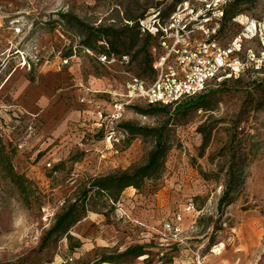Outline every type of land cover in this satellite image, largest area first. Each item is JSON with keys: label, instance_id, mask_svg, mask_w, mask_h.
<instances>
[{"label": "rangeland", "instance_id": "1", "mask_svg": "<svg viewBox=\"0 0 264 264\" xmlns=\"http://www.w3.org/2000/svg\"><path fill=\"white\" fill-rule=\"evenodd\" d=\"M177 1L0 0V264H264V71L211 83L204 99L178 110L134 103L110 121L128 78L118 65L99 64L82 32L60 18L113 27L116 37L104 43L132 56L124 71L152 78L142 72L147 50L137 55L147 36L128 49L122 27L156 8L166 15ZM234 8L264 18V0ZM241 30L227 20L220 44ZM250 48L264 51L246 42L238 58ZM125 122L161 134L168 147L161 177L124 190L117 207L96 190L81 202L91 178L146 162L155 138L130 135ZM233 173L239 188L219 207ZM18 176L31 183L26 193ZM195 197L201 211L186 212ZM75 201L82 219L46 238ZM179 212L183 234L173 244L163 226ZM135 245H146V254L102 262ZM162 246L169 257L160 256Z\"/></svg>", "mask_w": 264, "mask_h": 264}, {"label": "built area", "instance_id": "2", "mask_svg": "<svg viewBox=\"0 0 264 264\" xmlns=\"http://www.w3.org/2000/svg\"><path fill=\"white\" fill-rule=\"evenodd\" d=\"M232 1L181 0L164 19L160 17L159 9L151 10L139 24L143 33L154 38L150 46L152 78H140L124 71L131 64L129 54H96L86 49L108 69L118 65L120 73L128 78L124 83V93L118 94L120 100L114 103L110 121L118 120L125 108L134 103L174 108L183 100L206 92L211 83L238 78L249 71L263 72L264 51L250 48L246 50L244 59L238 56L246 42L256 41L264 47V18L256 20L244 14L235 15L231 20L242 30L226 46L220 44L224 10ZM193 206L190 203L185 211L194 210ZM44 213L46 217L52 216L49 208ZM183 218L179 212L163 226V237L168 235L173 244L180 242ZM161 248L159 253L163 257L166 250L163 246Z\"/></svg>", "mask_w": 264, "mask_h": 264}, {"label": "trees", "instance_id": "3", "mask_svg": "<svg viewBox=\"0 0 264 264\" xmlns=\"http://www.w3.org/2000/svg\"><path fill=\"white\" fill-rule=\"evenodd\" d=\"M181 0H178L177 3H179ZM254 0H233L231 3L227 5V7L224 10L225 17H224V23L227 20H231L235 15L238 14L234 9L237 5H243V4H250L253 3ZM173 7V9H174ZM160 11V17L166 18L169 16V14L172 12H168L166 15L161 12V9L158 8ZM154 10H157L154 9ZM142 14L139 17L133 18L132 16L126 17V20L128 21L125 25L122 27V36H126L125 38L129 41V44L126 45L125 41H123V45L126 48H133L137 45L138 41L142 36H147L146 42L140 47V49L137 51V55L140 53H143L147 50L146 57L144 59V65L142 68L143 73H150L152 77L154 76V71L152 69V57L150 54V46L153 44L154 38L149 33H143L140 29V21L145 19L148 13ZM60 18L62 20L68 21L71 23L72 28L78 29L82 32V34L85 36L82 45L84 48L94 51L96 54H114L116 56L129 54V53H120V51H117L113 45H111V48L108 47L107 43H104L105 38L109 37H116L117 33L114 30L113 27L109 26H99L97 28L90 27L85 22L81 21L77 17H71L69 19L68 14H60ZM136 21L131 25L132 22ZM150 42V43H149ZM102 43V44H101ZM100 44V46H107V49H103L102 51L96 52L94 50V45ZM103 48V47H102ZM147 48V49H146ZM130 55V54H129ZM65 56H71L69 54ZM132 57V56H131ZM133 63V58L131 59V64ZM146 78V77H145ZM228 80V79H226ZM225 81V80H223ZM222 81V82H223ZM221 83V82H220ZM209 88L206 92L196 95L194 97L187 98L180 102L176 107H162V109H173L178 110L182 106L196 102L200 99H204L207 96ZM150 110H157L156 107L149 106ZM196 108H201V106H198ZM137 111L142 113H147L146 111H141L140 109L136 108ZM121 128L129 133L132 136L135 135H143V136H152L155 138V145L153 149L150 151L148 158L146 162L142 165L133 167L131 169L124 170L119 173L114 174H108L105 176H99L94 177L89 180V185L87 189H84L81 193V202H84L87 199L88 194L92 190H96L98 194H104L109 198V201L113 207L117 205L120 201V198L122 196V193L124 190L128 188H134L136 190H140L143 186V183L145 180H156L159 179L164 171L165 166V159L168 152V147L166 143L162 140L161 134L156 129H145L141 127H135L133 124L129 122L122 123ZM235 174H230L229 179L226 183L225 190L222 194V196L219 198V207L223 205H228L231 203L233 199L234 193L239 188L240 181H237L235 178ZM16 184H19L23 192L26 193L28 191V186H30V181L25 179L24 177H17L14 181ZM27 184V185H24ZM193 199V205L198 211H201L199 207L196 206V203L194 202L196 200ZM82 219L81 214L79 213V206L77 201L70 204L68 207H64L62 211L57 214L56 218L54 219L53 225L50 227V229L46 232L45 237L46 238H58L62 235H65L69 232L71 227H73L77 222H79ZM146 245H135L132 246L126 251L117 257H111V258H105L102 262H115L120 261L124 259L125 257H133V258H139L146 254ZM164 257H169V255H164Z\"/></svg>", "mask_w": 264, "mask_h": 264}, {"label": "crops", "instance_id": "4", "mask_svg": "<svg viewBox=\"0 0 264 264\" xmlns=\"http://www.w3.org/2000/svg\"><path fill=\"white\" fill-rule=\"evenodd\" d=\"M74 114H75V113H74ZM84 118H86L85 115H84Z\"/></svg>", "mask_w": 264, "mask_h": 264}]
</instances>
